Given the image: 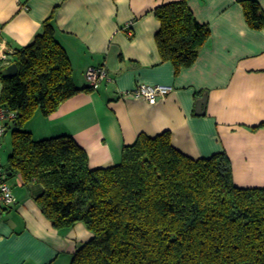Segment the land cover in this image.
Wrapping results in <instances>:
<instances>
[{
    "label": "crops",
    "instance_id": "0c3cea01",
    "mask_svg": "<svg viewBox=\"0 0 264 264\" xmlns=\"http://www.w3.org/2000/svg\"><path fill=\"white\" fill-rule=\"evenodd\" d=\"M181 1L210 28L211 37L197 62L177 74L159 52L156 10ZM242 1L0 0V48L14 54L30 45L53 15L76 87H91L86 77L91 67H105L110 77L49 116L38 112L24 130L36 141L72 137L93 170L121 164L124 148L141 134L170 132L173 146L187 157L224 152L236 186L264 189V29L249 27ZM256 1L264 11V0ZM139 82L172 86L173 92L156 106L121 98ZM2 91L0 78V100ZM2 141L7 171L3 150H12V138L6 133ZM7 183L17 203L0 218V264H71L93 234L82 223L54 227L37 202L41 184L25 185L19 175H10Z\"/></svg>",
    "mask_w": 264,
    "mask_h": 264
},
{
    "label": "trees",
    "instance_id": "16d2710c",
    "mask_svg": "<svg viewBox=\"0 0 264 264\" xmlns=\"http://www.w3.org/2000/svg\"><path fill=\"white\" fill-rule=\"evenodd\" d=\"M242 4L249 27L263 30L258 2ZM156 17L163 61L177 74L192 67L210 28L186 1L159 7ZM53 19L12 54L16 77H3L0 66V107L16 114L7 124V132L15 125L7 179L41 184L38 205L57 229L82 223L93 234L71 264H264V189L236 186L226 153L194 160L173 146L170 132L141 134L124 148L121 164L93 170L72 137L36 141L24 130L38 112L49 116L79 92L93 91L76 87Z\"/></svg>",
    "mask_w": 264,
    "mask_h": 264
},
{
    "label": "built area",
    "instance_id": "2783aa9c",
    "mask_svg": "<svg viewBox=\"0 0 264 264\" xmlns=\"http://www.w3.org/2000/svg\"><path fill=\"white\" fill-rule=\"evenodd\" d=\"M131 26V24H130ZM132 35V32H129ZM12 53L8 49L0 48V66L8 67L12 65ZM86 77L91 87L95 88L104 81H110L109 72L105 67H91L86 72ZM173 92L172 86L156 85L150 86L137 83L133 90L123 93L122 99L144 100L151 106H156ZM16 119V114L8 111L5 107H0V218L7 209L16 205L17 201L13 191L7 183V172L2 164L1 151L2 139L7 133V124Z\"/></svg>",
    "mask_w": 264,
    "mask_h": 264
},
{
    "label": "water",
    "instance_id": "95a60500",
    "mask_svg": "<svg viewBox=\"0 0 264 264\" xmlns=\"http://www.w3.org/2000/svg\"><path fill=\"white\" fill-rule=\"evenodd\" d=\"M2 75L5 78H12L18 75V66L17 64H12L3 69ZM206 96H204L201 100L198 101V113L200 115H204L205 113V105H206Z\"/></svg>",
    "mask_w": 264,
    "mask_h": 264
},
{
    "label": "rangeland",
    "instance_id": "374dc122",
    "mask_svg": "<svg viewBox=\"0 0 264 264\" xmlns=\"http://www.w3.org/2000/svg\"><path fill=\"white\" fill-rule=\"evenodd\" d=\"M35 116H36V115H35ZM35 116H34V117H35ZM34 117H33V118H34ZM33 118H32V119H33ZM32 119H31V120H32ZM31 120H29V122H30ZM29 122H27V123L25 124V126H26ZM14 126H15L14 124L11 125L10 129H9L8 132H7V137L12 138V131H13V129H14ZM25 126H24V127H25ZM9 142H10V140H9ZM10 154H11V148L8 149V150H7V149H4V150H3V155L5 156V163L7 162V159H8V157L10 156ZM6 164H7V163H6ZM5 168H6V167H5Z\"/></svg>",
    "mask_w": 264,
    "mask_h": 264
}]
</instances>
